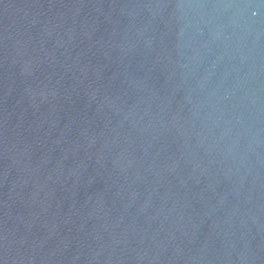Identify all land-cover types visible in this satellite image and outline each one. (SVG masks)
Here are the masks:
<instances>
[{"label":"water","instance_id":"obj_1","mask_svg":"<svg viewBox=\"0 0 264 264\" xmlns=\"http://www.w3.org/2000/svg\"><path fill=\"white\" fill-rule=\"evenodd\" d=\"M0 264H264V0H0Z\"/></svg>","mask_w":264,"mask_h":264}]
</instances>
